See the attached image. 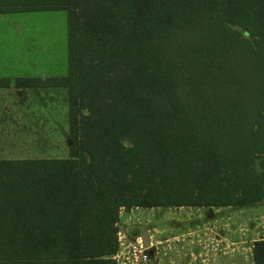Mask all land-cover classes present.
<instances>
[{
  "label": "trees",
  "instance_id": "trees-1",
  "mask_svg": "<svg viewBox=\"0 0 264 264\" xmlns=\"http://www.w3.org/2000/svg\"><path fill=\"white\" fill-rule=\"evenodd\" d=\"M61 10L67 75L16 83L66 90L68 157L0 160V264H117L121 210L264 203V0H0Z\"/></svg>",
  "mask_w": 264,
  "mask_h": 264
},
{
  "label": "rangeland",
  "instance_id": "rangeland-1",
  "mask_svg": "<svg viewBox=\"0 0 264 264\" xmlns=\"http://www.w3.org/2000/svg\"><path fill=\"white\" fill-rule=\"evenodd\" d=\"M67 73L66 10L0 16V74L47 79ZM66 97L62 90L20 93L19 101H27L30 111L40 110L39 104L44 102L49 120L43 125L37 121L35 125L14 126L10 135H0V160L67 158ZM118 229L123 252L135 237L146 235V264H202V253L209 246L216 247L219 240L228 251L231 245L246 249L252 240L264 239V203L253 207L125 209L119 213Z\"/></svg>",
  "mask_w": 264,
  "mask_h": 264
},
{
  "label": "crops",
  "instance_id": "crops-1",
  "mask_svg": "<svg viewBox=\"0 0 264 264\" xmlns=\"http://www.w3.org/2000/svg\"><path fill=\"white\" fill-rule=\"evenodd\" d=\"M0 79L9 80V85L7 87L0 88V135H10V128L14 126L35 125L37 121H40V123L43 125L45 121L49 120L48 112L45 113L44 111V102L39 104L41 111L38 109H36L38 110L36 112L30 111L28 109L27 101H19L20 93H25L27 95L30 93V90H37L41 94L48 92V90H62L66 93L65 89L19 87L16 83L17 78L10 74H0ZM65 119L67 121V116ZM219 234L223 236V233ZM218 237L222 238L220 235ZM256 241H259V239L252 240L250 246H248L246 249H244L241 245H231L227 251V248L221 244L222 241L219 240L217 241L218 245L216 247L212 248L209 245L208 248L206 247L207 249L201 255L202 264H254L252 257V247L253 243Z\"/></svg>",
  "mask_w": 264,
  "mask_h": 264
},
{
  "label": "built area",
  "instance_id": "built-area-1",
  "mask_svg": "<svg viewBox=\"0 0 264 264\" xmlns=\"http://www.w3.org/2000/svg\"><path fill=\"white\" fill-rule=\"evenodd\" d=\"M120 232H118V244L122 246ZM148 247L143 243L141 236L134 238V240L125 246V252L118 249L117 254L113 257L117 264H146L148 261L147 254Z\"/></svg>",
  "mask_w": 264,
  "mask_h": 264
},
{
  "label": "water",
  "instance_id": "water-1",
  "mask_svg": "<svg viewBox=\"0 0 264 264\" xmlns=\"http://www.w3.org/2000/svg\"><path fill=\"white\" fill-rule=\"evenodd\" d=\"M141 238H142V240H143V243H144V245L146 246V247H148V242H147V239H146V235H142L141 236Z\"/></svg>",
  "mask_w": 264,
  "mask_h": 264
}]
</instances>
